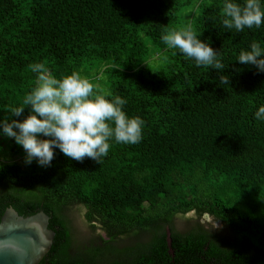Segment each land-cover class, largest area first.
<instances>
[{"label": "trees", "instance_id": "1", "mask_svg": "<svg viewBox=\"0 0 264 264\" xmlns=\"http://www.w3.org/2000/svg\"><path fill=\"white\" fill-rule=\"evenodd\" d=\"M220 2L0 0V119L34 87L28 65L43 63L57 78L76 72L125 98L123 110L144 121L139 143L110 141L99 164L56 150L41 168L0 140V217L8 207L23 217L42 211L55 233L39 264H264V121L253 115L264 74L235 61L251 42L264 45V24L224 29ZM185 26L220 52L230 86L162 42ZM71 205L101 224L106 248L69 252ZM189 212L221 222L226 238L199 223L174 230ZM122 236L136 243L111 245Z\"/></svg>", "mask_w": 264, "mask_h": 264}, {"label": "clouds", "instance_id": "2", "mask_svg": "<svg viewBox=\"0 0 264 264\" xmlns=\"http://www.w3.org/2000/svg\"><path fill=\"white\" fill-rule=\"evenodd\" d=\"M262 3L264 0H221L223 28L236 32L259 29L264 24ZM161 40L196 67L216 71L219 85L230 86L231 75L223 74L226 68L220 52L191 27L167 30ZM235 61L254 69L256 74H264V45L251 42L240 50ZM28 68L36 74L34 87L25 95L23 106H9V116L0 119V140H11L19 146L25 164L35 161L41 168L51 167L56 150L77 162L88 158L99 164L109 153L110 141L125 145L141 141L144 121L123 110L125 98L112 96L76 72L57 78L43 63H33ZM253 115L264 121V105Z\"/></svg>", "mask_w": 264, "mask_h": 264}, {"label": "water", "instance_id": "3", "mask_svg": "<svg viewBox=\"0 0 264 264\" xmlns=\"http://www.w3.org/2000/svg\"><path fill=\"white\" fill-rule=\"evenodd\" d=\"M48 225L49 217L42 211L23 217L6 208L0 217V264H39L55 236Z\"/></svg>", "mask_w": 264, "mask_h": 264}, {"label": "rangeland", "instance_id": "4", "mask_svg": "<svg viewBox=\"0 0 264 264\" xmlns=\"http://www.w3.org/2000/svg\"><path fill=\"white\" fill-rule=\"evenodd\" d=\"M85 212V209L81 205H71L64 211V216L68 221L70 230L71 245L69 252L72 255L95 251L92 248L97 246H104L106 248L104 245L105 243L103 245L102 243L109 240L107 233L104 231L100 223H88L85 220ZM198 223L208 229H218L220 234L224 237L228 233L226 228H221L217 223L218 227H216L215 221L211 220L210 217H205L203 215L200 218H197L193 212L186 214L184 218L176 217L172 222V226L174 230L184 233L195 228ZM134 243H136V239L133 240V238L131 239L122 236L117 237L111 245L114 247H124L128 244ZM102 248L103 247H101V249ZM105 248L102 250H105Z\"/></svg>", "mask_w": 264, "mask_h": 264}, {"label": "flooded vegetation", "instance_id": "5", "mask_svg": "<svg viewBox=\"0 0 264 264\" xmlns=\"http://www.w3.org/2000/svg\"><path fill=\"white\" fill-rule=\"evenodd\" d=\"M189 213H191V212H189ZM193 213H194V212H193ZM203 215H204V214H203ZM203 215H202V216H203ZM209 217H210V216H209ZM210 219L213 220V221H215L212 217H210ZM215 223H217L218 225H220L221 228L224 227V225H222L221 222H219V221H215ZM211 230H213V229H211ZM216 230H218V229H216Z\"/></svg>", "mask_w": 264, "mask_h": 264}]
</instances>
